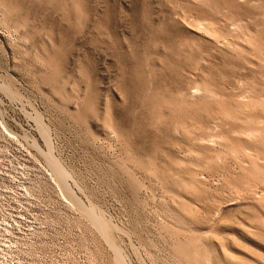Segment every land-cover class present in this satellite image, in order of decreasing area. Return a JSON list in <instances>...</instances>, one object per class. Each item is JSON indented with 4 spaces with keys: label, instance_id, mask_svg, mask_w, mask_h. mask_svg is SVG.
Here are the masks:
<instances>
[{
    "label": "rangeland",
    "instance_id": "rangeland-1",
    "mask_svg": "<svg viewBox=\"0 0 264 264\" xmlns=\"http://www.w3.org/2000/svg\"><path fill=\"white\" fill-rule=\"evenodd\" d=\"M263 68L264 0H0V264H264Z\"/></svg>",
    "mask_w": 264,
    "mask_h": 264
},
{
    "label": "bare ground",
    "instance_id": "bare-ground-1",
    "mask_svg": "<svg viewBox=\"0 0 264 264\" xmlns=\"http://www.w3.org/2000/svg\"><path fill=\"white\" fill-rule=\"evenodd\" d=\"M252 1V0H251ZM254 1V0H253ZM186 16V15H185ZM183 17H184V15H183ZM187 18V17H186ZM183 19H185V18H183ZM191 19V18H190ZM192 19H194V17L192 18ZM196 20L198 19V18H195ZM199 20V19H198ZM202 20V19H201ZM200 20V21H201ZM205 20V19H204ZM229 20H230V18H229ZM189 21V19H187V22ZM193 21V20H192ZM198 22V24L200 25L201 24V22ZM194 22L196 23V21L194 20ZM193 22V23H194ZM205 22V21H204ZM237 22V21H236ZM190 23V24H189ZM209 23V22H208ZM188 25H191V22L189 21L188 23H187ZM197 24V23H196ZM202 24H204L203 23V21H202ZM210 24V23H209ZM199 25H197V28H199V29H203V27L201 26V27H199ZM231 25V24H230ZM233 25H235V24H233ZM191 26H193V24L191 25ZM191 26H189V27H191ZM195 26V25H194ZM204 26H205V28L208 30V32H206V30L205 29H203V30H205L204 32H206V34H207V36H208V34L210 33V35L209 36H211L212 37V34H211V30H213L212 31V33L213 34H215V36L213 35V37H217V35H216V33L217 32H215V31H217L216 30V28H215V30L212 28L211 30H210V28L208 27L209 25H206V24H204ZM210 26H211V24H210ZM232 26V25H231ZM239 26H241V25H239ZM233 27V26H232ZM235 27V26H234ZM230 28V27H229ZM242 28V27H241ZM193 29V28H192ZM198 30V29H197ZM226 30V29H225ZM234 30H235V28H234ZM243 30V29H242ZM247 31V30H246ZM239 32V31H238ZM228 33V32H227ZM229 33H232V31L230 30V32ZM225 34H226V31H225ZM237 34H239V33H236V35ZM231 35V34H230ZM233 35H234V33H233ZM236 35H234V36H236ZM248 35H250V34H247V36ZM222 36V38H223V35H221ZM225 36V38H226V35H224ZM242 36V37H241ZM246 35L244 36V34H242V35H240V37L241 38H243V39H245V37H247ZM252 36V35H251ZM238 37V40L240 39L241 40V38L239 37V35L237 36ZM236 37V38H237ZM249 37V36H248ZM254 37H255V35H254ZM221 38V37H220ZM231 38H232V36H231ZM215 39V38H214ZM219 39V38H218ZM242 39V40H243ZM254 39V38H253ZM213 40V39H212ZM222 40V39H221ZM220 40V41H221ZM224 40V39H223ZM222 40V41H223ZM239 40V41H240ZM230 41H231V39H230ZM230 41H227V42H230ZM244 41V40H243ZM246 41H249L247 38H246ZM221 43V42H220ZM226 43V42H225ZM224 43V44H225ZM232 43V42H231ZM231 43H229V44H231ZM242 43V42H241ZM245 43V41L243 42V44ZM222 44V43H221ZM223 44V45H224ZM228 44V46H230ZM247 44V43H246ZM248 44L250 45V43L248 42ZM248 44H247V47H248ZM218 45H220V44H218ZM226 45H227V43H226ZM225 45V46H226ZM233 45V44H232ZM253 46V45H252ZM251 46V47H252ZM255 46V45H254ZM223 47V46H222ZM227 47V46H226ZM237 47H239V46H237ZM233 48H234V46H233ZM223 49H225V48H223ZM229 49H230V47H229ZM250 50V49H249ZM230 51V50H229ZM252 51H253V49H252ZM241 52V51H240ZM264 69V68H263ZM196 87V88H195ZM195 87L193 88L194 90L196 89V91L198 90V92H199V90L200 89H198V88H200V87H198L197 85H195ZM202 87V86H201ZM194 90H193V92H194ZM202 90H200V92H201ZM247 91H249V90H247ZM192 92V93H193ZM197 92V93H198ZM241 92V91H240ZM239 92V93H240ZM250 92V91H249ZM209 93V92H208ZM238 93V95H237V98H239L238 96L239 95H243L244 97V100L242 99V100H240V98L239 99H237V102L236 101H233V103H234V105H233V107L232 108H230L229 110L228 109H224L223 107H221V106H219V107H221L220 109H222L223 111H220L219 112V114H218V116H215L214 118H216V119H218V118H220V119H222V120H220V123H221V121H224V119L225 118H227V119H229V120H232L233 122H235V124H236V126L235 127H230L229 128V131L231 132V135H234V136H236V138H243V140H241V139H238L237 141H239L238 142V144H236L237 146L239 145V144H242V143H247V144H249V145H251L252 147H249V145H247V146H240V147H242L243 148V150H245L246 148H249L250 150L251 149H253V150H255L256 151V153H258L257 155H255V157H254V160L252 161V163H253V166H251L250 164H252V163H250L249 165L251 166V168H248V166H246L245 165V163H244V165L247 167V169H254V171L256 170V173H257V176H259L258 174V172L259 171H257V170H260V166H259V163H258V159H260L261 157H260V152H259V147L260 146H262V148L264 147V102L262 103L261 101H259V100H257V99H255V98H253L252 96H247V95H251V94H247L246 92H245V90L244 91H242L240 94ZM194 94H195V92H194ZM201 95V94H200ZM240 96V97H241ZM260 97V96H259ZM238 100H240V101H238ZM261 100H263L262 98H261ZM236 102V103H235ZM230 105H231V103H229ZM257 108H259V112L257 111ZM220 109H217V110H220ZM261 113V114H260ZM222 117V118H221ZM213 118V119H214ZM219 121V119L217 120V122ZM215 122V123H214ZM212 124L211 123H209V125H207V127H206V129H207V131H208V136L205 138V140H207L208 141V144H212V143H216V142H222V144L224 143L225 145H226V149H228V148H231V151L233 150V152H235L236 150L235 149H233V147H234V145H231V144H235V143H232V142H229L228 141V137H227V135H225V134H223L222 132H217V131H215L216 130V127L217 126H219L220 124L219 123H216V121H214ZM192 125V124H191ZM193 125H195V124H193ZM196 126V125H195ZM226 126H227V124H226ZM39 127H41V126H39ZM194 126H192V128H193ZM42 128V127H41ZM201 128V127H200ZM178 129V128H177ZM197 129V128H196ZM201 131V130H200ZM178 132V131H177ZM190 132V128L189 129H186V133H189ZM194 133V132H193ZM191 134V133H190ZM189 135V134H188ZM202 137V136H201ZM201 139V140H200ZM203 138H199V141L201 142V141H205ZM209 141H210V143H209ZM214 144H212V145H214ZM240 147H237V148H240ZM242 148L240 149L241 150V154H243L242 153ZM229 150V149H228ZM248 152V151H247ZM228 153H230V151L228 152ZM236 153V152H235ZM235 153H232V155L233 154H235ZM246 153V152H245ZM231 154V153H230ZM251 154V153H250ZM250 154L248 155V156H250ZM240 156V155H239ZM244 156V155H243ZM241 157V156H240ZM214 158H217V159H221L222 158V156H221V152H217L216 153V155H215V157ZM251 159H253V158H251ZM53 160V159H52ZM52 160H50V163H51V166H52V168H53V170L56 172V174L58 175V176H63V170L57 165V163L56 162H54V161H52ZM264 160V159H263ZM49 162V161H48ZM247 164V163H246ZM244 165H242V167H244ZM245 167V168H246ZM253 173V172H252ZM254 174V173H253ZM260 174H262V173H260ZM261 176V175H260ZM262 177H264L263 175H262ZM261 177V178H262ZM180 179V178H179ZM186 184V183H185ZM186 186L189 188H192V186H194V184H192V183H190V184H186Z\"/></svg>",
    "mask_w": 264,
    "mask_h": 264
}]
</instances>
